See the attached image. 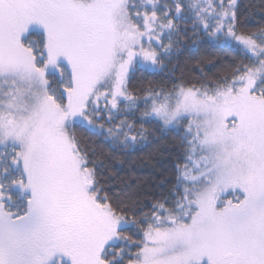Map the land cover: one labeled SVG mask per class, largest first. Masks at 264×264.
Listing matches in <instances>:
<instances>
[{
	"label": "snow or ice",
	"instance_id": "6c2138e0",
	"mask_svg": "<svg viewBox=\"0 0 264 264\" xmlns=\"http://www.w3.org/2000/svg\"><path fill=\"white\" fill-rule=\"evenodd\" d=\"M0 264H264V0H0Z\"/></svg>",
	"mask_w": 264,
	"mask_h": 264
},
{
	"label": "trees",
	"instance_id": "16d2710c",
	"mask_svg": "<svg viewBox=\"0 0 264 264\" xmlns=\"http://www.w3.org/2000/svg\"><path fill=\"white\" fill-rule=\"evenodd\" d=\"M239 2L243 6H253L258 9L262 0H239ZM187 27L189 29L188 35L192 37L191 24L187 25ZM197 47H199V51L196 50ZM233 55L227 49L209 48L202 43L194 46L191 39L185 38L184 44L181 45L180 53L173 59V65L179 68L175 75L180 76L181 72H186L190 73L191 78L195 79L199 77V72L196 70V60L199 57L215 56L230 62L233 59ZM204 70L207 72L208 68L205 67ZM209 74L211 75V73ZM136 75L137 80L141 79V73L138 72ZM144 78L157 81H168L170 79L167 72L162 75H147ZM157 136H159V133H157ZM93 139L107 150V147L102 145L99 138L94 137ZM161 143L168 146V151L163 152V154L157 153L155 151L157 147L155 143L141 146L137 150H131L127 154L120 155V160L116 162L113 171L123 177L129 175L139 177L144 182V187L150 190L155 183L156 173L165 169L171 171L181 151L179 148L180 136L176 132L169 133Z\"/></svg>",
	"mask_w": 264,
	"mask_h": 264
}]
</instances>
